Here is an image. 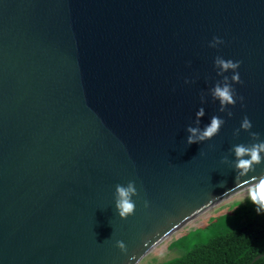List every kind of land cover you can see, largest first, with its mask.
Wrapping results in <instances>:
<instances>
[{
    "label": "water",
    "instance_id": "1",
    "mask_svg": "<svg viewBox=\"0 0 264 264\" xmlns=\"http://www.w3.org/2000/svg\"><path fill=\"white\" fill-rule=\"evenodd\" d=\"M217 81L243 97L231 117ZM245 116L264 141V0H0V264H139L264 176L233 167L259 142L233 133Z\"/></svg>",
    "mask_w": 264,
    "mask_h": 264
},
{
    "label": "trees",
    "instance_id": "2",
    "mask_svg": "<svg viewBox=\"0 0 264 264\" xmlns=\"http://www.w3.org/2000/svg\"><path fill=\"white\" fill-rule=\"evenodd\" d=\"M206 223L183 234L169 248L179 249L209 234L206 242L180 257L154 264H264V213L258 214L250 199L233 203L226 214Z\"/></svg>",
    "mask_w": 264,
    "mask_h": 264
},
{
    "label": "clouds",
    "instance_id": "3",
    "mask_svg": "<svg viewBox=\"0 0 264 264\" xmlns=\"http://www.w3.org/2000/svg\"><path fill=\"white\" fill-rule=\"evenodd\" d=\"M223 43L217 37H213L212 42L209 44V47H215L218 44ZM240 61L233 62L232 60H225L219 56L214 59V67L219 66L220 69L224 72L229 69L233 70V75L231 80L233 83H242L240 80V75L235 70L238 69ZM219 75V73H217ZM228 77L225 76L224 80L227 81ZM185 83H188L186 80ZM211 95L214 100L219 101V111L226 112V106H234L237 102V99L243 101V97H236L235 89L232 87V84L227 82L221 84L219 81L211 89ZM197 117L204 115V108L201 107L196 112ZM226 115L228 117L232 116L231 111H227ZM225 123L224 119L218 116H212L210 119V124H208L203 131H200L199 128L188 127L187 131L190 133L187 139L188 144L196 143L198 141H204L211 139L219 133L220 128ZM252 128L251 121L245 116L242 119L240 127L234 129L233 133L239 135V131L242 129L246 132H249V136L254 141H259L256 143H251L249 145L237 144L234 145L231 149V152L234 153L236 157L233 162V167L236 169L238 175H246L247 173L254 171L255 166L260 165L264 161V141H260L259 133L251 132ZM247 157V158H245ZM226 160V158H225ZM255 179V177L253 178ZM138 195L137 189L135 187L134 181H129L127 185H116L115 186V208L118 212V215L121 219H126L135 212V202L132 200L133 196ZM248 198L251 203L256 206V211L258 214L264 213V176L259 177L258 181L253 183L248 188ZM144 206L148 207V202H144ZM116 247L122 252L127 251L126 245L123 241L117 240ZM131 259V258H130Z\"/></svg>",
    "mask_w": 264,
    "mask_h": 264
},
{
    "label": "rangeland",
    "instance_id": "4",
    "mask_svg": "<svg viewBox=\"0 0 264 264\" xmlns=\"http://www.w3.org/2000/svg\"><path fill=\"white\" fill-rule=\"evenodd\" d=\"M248 198V190L242 192L241 194L231 198L230 200L224 202L223 204L219 205L218 207L214 208L213 210L209 211L208 213L204 214L200 218L196 219L195 221L191 222L190 224L186 225L182 228L179 232H177L173 237H171L168 241H166L163 245H161L158 249L152 252L149 256H147L142 262L139 264H154V263H162L169 261L173 258L180 257L186 253L187 249H192L195 245L199 243H204L209 239V234L202 236L199 240L195 241L192 244H184L179 249H172L169 248V245L179 239L183 234L189 232L191 230L197 228H204L206 226V222L212 217H218L223 214H226L229 208L233 203H244L245 200ZM178 248V247H176ZM149 258V259H148Z\"/></svg>",
    "mask_w": 264,
    "mask_h": 264
},
{
    "label": "bare ground",
    "instance_id": "5",
    "mask_svg": "<svg viewBox=\"0 0 264 264\" xmlns=\"http://www.w3.org/2000/svg\"><path fill=\"white\" fill-rule=\"evenodd\" d=\"M247 191V190H246ZM245 192V191H244ZM149 259V258H148Z\"/></svg>",
    "mask_w": 264,
    "mask_h": 264
}]
</instances>
